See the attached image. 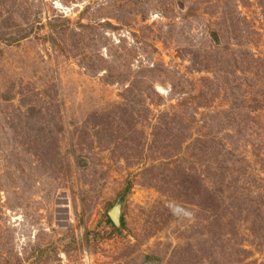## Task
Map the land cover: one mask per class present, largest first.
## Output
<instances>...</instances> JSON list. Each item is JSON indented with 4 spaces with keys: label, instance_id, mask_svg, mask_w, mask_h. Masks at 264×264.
Returning <instances> with one entry per match:
<instances>
[{
    "label": "rangeland",
    "instance_id": "374dc122",
    "mask_svg": "<svg viewBox=\"0 0 264 264\" xmlns=\"http://www.w3.org/2000/svg\"><path fill=\"white\" fill-rule=\"evenodd\" d=\"M0 264H264V0H0Z\"/></svg>",
    "mask_w": 264,
    "mask_h": 264
}]
</instances>
